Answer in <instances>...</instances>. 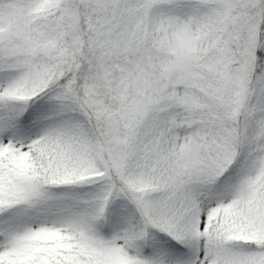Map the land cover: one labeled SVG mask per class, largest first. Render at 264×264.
<instances>
[{
    "label": "snow or ice",
    "instance_id": "snow-or-ice-1",
    "mask_svg": "<svg viewBox=\"0 0 264 264\" xmlns=\"http://www.w3.org/2000/svg\"><path fill=\"white\" fill-rule=\"evenodd\" d=\"M0 264H264V0H0Z\"/></svg>",
    "mask_w": 264,
    "mask_h": 264
}]
</instances>
